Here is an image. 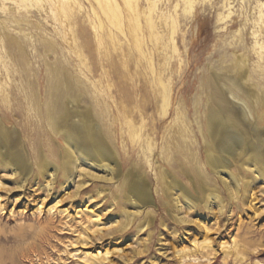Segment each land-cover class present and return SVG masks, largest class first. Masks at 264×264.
I'll return each mask as SVG.
<instances>
[{"label":"rangeland","instance_id":"obj_1","mask_svg":"<svg viewBox=\"0 0 264 264\" xmlns=\"http://www.w3.org/2000/svg\"><path fill=\"white\" fill-rule=\"evenodd\" d=\"M47 67L77 90L79 111L93 115L118 166L92 168L96 178L81 172L77 189L61 162L73 152V139L51 134L46 158L53 178L38 177L33 165L25 190L18 179L2 181L0 264H91L86 254L98 252L106 254L104 264H181L178 252L207 240L217 255L206 251L185 264H264V182L254 183L253 206L243 210L227 204L224 192L232 212L221 217L204 201L190 209L182 190L195 194L192 172L164 143L181 117L203 139L194 84L207 73L229 79L247 73L253 90L264 93V0H0V90L18 86L13 95L0 93V101L15 104L28 81L39 93ZM75 109L68 104L67 111ZM256 120L253 126L262 128ZM24 124L17 130L26 142ZM138 182L148 205L127 194ZM225 244L234 251L229 257Z\"/></svg>","mask_w":264,"mask_h":264},{"label":"bare ground","instance_id":"obj_2","mask_svg":"<svg viewBox=\"0 0 264 264\" xmlns=\"http://www.w3.org/2000/svg\"><path fill=\"white\" fill-rule=\"evenodd\" d=\"M45 71L39 93L34 91L33 85L28 81L29 88L26 89L27 91L21 88L22 95L20 98L16 96L13 100L15 104L11 106L9 102L10 106H6L0 101V171L5 172V176L0 177V190L5 186L2 181L12 178L22 182L20 187L25 190L33 165H37L39 169L38 177L49 174L52 165L49 164L46 156L52 155L49 141L53 133L65 134L73 139V144L68 145L73 152L65 154L61 162L64 169L74 174L69 182L74 183L73 186L77 189L81 187L78 184L81 172L96 178L91 171L92 168L110 172L113 171L112 164L118 166L113 151L104 140L105 137L98 125L94 123L93 115L88 111H79V103L75 99L77 90L59 72L54 73L49 67L45 68ZM7 72L9 73L8 70ZM248 77L247 73H241L234 79H229L223 73H207L205 81L197 79L194 84L195 98L203 112L201 121L203 139L195 127L188 130L184 117H181L174 129V136L176 134L178 136H173L172 140L166 139L164 142L166 150H170L173 159L179 161V166L187 164L192 172L190 182L195 194L191 195L188 191L182 190L186 207L190 209L196 207L199 209V203L204 201V209L212 212L216 208L221 217L232 212L226 209L228 203L230 205L236 203V209L243 210L244 205L253 206L254 183L264 182V126L259 129L256 125L253 126L258 118L260 123H264V93L253 90ZM16 88L18 89V86L13 84L8 87L1 84L0 93L5 96L13 95L17 91ZM23 102L27 108L21 106ZM30 103H33L34 107H31ZM69 103H73L76 109L67 111ZM164 103L163 115L167 116L169 103L166 98ZM33 113L35 117H40L37 122L31 119ZM73 119L78 121L73 122ZM21 122L25 123L23 128L27 132L26 142L22 141L21 134L17 130ZM9 123L13 124L12 129L8 128ZM158 127L161 129L162 124ZM202 162L205 163V168L201 167ZM166 163L164 159V164ZM211 175L218 181L216 188L209 184L210 181L212 182ZM169 176L165 174L170 187ZM185 176L190 175L185 173ZM49 177L53 178L54 174H49ZM47 186H52L51 181ZM221 192L227 196V204ZM127 194L142 205L150 204L146 188L141 182L130 185ZM248 197L252 200L244 204L245 198ZM176 205L178 206V203ZM41 206L38 211H41ZM0 210H3L1 202ZM181 210L182 207L179 211ZM178 218L180 223L188 221L185 217ZM92 223L99 227L96 221ZM146 224L149 226L148 222ZM85 243L88 244L86 241ZM226 245H222L221 249L224 256L229 257L234 251ZM206 251H211L213 257L217 255V250L207 240L203 243L194 242L191 252H178L177 257L181 264H185L190 260H200ZM86 257L91 264H104L106 260V254L103 255L101 252L95 255L86 254Z\"/></svg>","mask_w":264,"mask_h":264}]
</instances>
